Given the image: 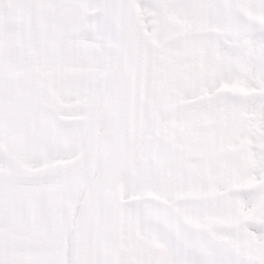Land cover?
<instances>
[{
    "label": "snow or ice",
    "instance_id": "1",
    "mask_svg": "<svg viewBox=\"0 0 264 264\" xmlns=\"http://www.w3.org/2000/svg\"><path fill=\"white\" fill-rule=\"evenodd\" d=\"M0 264H264V0H0Z\"/></svg>",
    "mask_w": 264,
    "mask_h": 264
}]
</instances>
